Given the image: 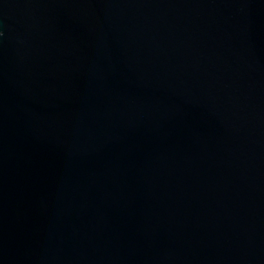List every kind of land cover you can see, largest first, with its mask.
Masks as SVG:
<instances>
[{
	"label": "water",
	"instance_id": "1",
	"mask_svg": "<svg viewBox=\"0 0 264 264\" xmlns=\"http://www.w3.org/2000/svg\"><path fill=\"white\" fill-rule=\"evenodd\" d=\"M0 264H264V0H0Z\"/></svg>",
	"mask_w": 264,
	"mask_h": 264
}]
</instances>
